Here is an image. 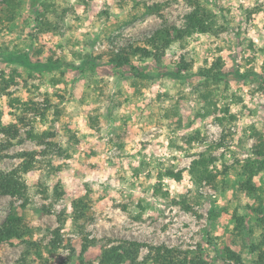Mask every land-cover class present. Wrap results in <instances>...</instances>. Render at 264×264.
Listing matches in <instances>:
<instances>
[{
	"label": "rangeland",
	"instance_id": "1",
	"mask_svg": "<svg viewBox=\"0 0 264 264\" xmlns=\"http://www.w3.org/2000/svg\"><path fill=\"white\" fill-rule=\"evenodd\" d=\"M1 143L0 264H264V0H0Z\"/></svg>",
	"mask_w": 264,
	"mask_h": 264
},
{
	"label": "trees",
	"instance_id": "2",
	"mask_svg": "<svg viewBox=\"0 0 264 264\" xmlns=\"http://www.w3.org/2000/svg\"><path fill=\"white\" fill-rule=\"evenodd\" d=\"M190 24L189 29L191 30H200V32H207L210 30L211 22L205 23L204 20H201L198 16L195 14H192L188 18ZM7 61L14 62V59H8ZM111 64L117 65V66H127L131 69V71L138 77L147 79L148 77L140 72L135 66L131 64V62L127 58H118L113 59L110 61ZM23 67H31L35 71H39L42 69H45V65H32L30 62H22L20 63ZM206 76V75H204ZM2 134L9 136V132H12V137H15L18 134V131L16 129L15 125H9L6 129H1ZM8 142V141H5ZM10 143H7V146H9ZM0 145H3L1 143ZM27 170V169H24ZM27 189L25 183H23L20 179V176L18 175L17 171H11L10 173H2L0 172V196H10L15 198L24 199L25 198V190ZM82 199H79L77 201L72 202V209L76 210L78 203H80ZM60 224H63L62 220L60 218H57ZM28 229L21 226L18 219L14 217H9L6 219V221L0 226V244L3 242L10 241L11 239H21L24 236L28 235ZM150 249H153L156 251L155 255H153L152 262L155 264L160 261V250L161 249H155L153 247H150ZM164 255L167 256V258H171L170 254L166 255V251L164 252ZM114 258V259H113ZM127 256H124L123 254H119L118 251H115L114 253H110L106 255L105 258L102 259L101 264H120L123 260H125ZM135 264V263H133ZM145 264V263H144Z\"/></svg>",
	"mask_w": 264,
	"mask_h": 264
}]
</instances>
